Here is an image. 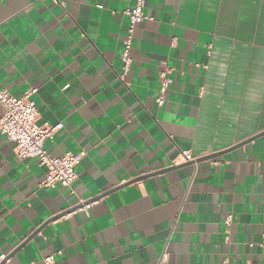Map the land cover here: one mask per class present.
<instances>
[{"label":"crops","instance_id":"obj_1","mask_svg":"<svg viewBox=\"0 0 264 264\" xmlns=\"http://www.w3.org/2000/svg\"><path fill=\"white\" fill-rule=\"evenodd\" d=\"M133 3L0 0V88L35 89L37 124L59 126L45 150L81 155L74 195L43 188L45 169L0 134L7 264L261 260L264 135L233 147L264 132V0H144L120 81Z\"/></svg>","mask_w":264,"mask_h":264},{"label":"built area","instance_id":"obj_2","mask_svg":"<svg viewBox=\"0 0 264 264\" xmlns=\"http://www.w3.org/2000/svg\"><path fill=\"white\" fill-rule=\"evenodd\" d=\"M123 14L128 19V29L126 37L123 41V49L120 54L121 71L117 75L120 81L128 73L132 59L131 48L133 34L137 24L144 20H150L144 14V0H134L132 6L126 8ZM161 85L159 95L155 100L157 106H161L164 102L165 93L170 85L164 74L161 75ZM36 93L32 89L25 93L22 97L16 98L9 94L6 90L0 88V108L2 114L0 116V134L15 144L14 156L22 162L26 159H35L39 167L45 169V177L40 183L43 188L64 187L74 195L73 183L76 180L75 166L78 164L80 156L66 153L60 157L51 156L44 148L46 141L52 140L54 133L59 126L51 127L48 125H38V110L32 96ZM181 162H195L189 151H182L178 157ZM79 210L88 207L87 203L80 200L78 202ZM261 251V260L257 264H264V232L261 235L259 243ZM61 253L50 254L43 259L44 264H58L56 257ZM0 264H7L6 256L0 257ZM250 264V263H245Z\"/></svg>","mask_w":264,"mask_h":264},{"label":"water","instance_id":"obj_3","mask_svg":"<svg viewBox=\"0 0 264 264\" xmlns=\"http://www.w3.org/2000/svg\"><path fill=\"white\" fill-rule=\"evenodd\" d=\"M262 135H264V132H263V133H260V134H258V135H255L254 137H252V138H250V139H247L246 141H244V142H242V143H240V144L234 146L233 148H237V147L243 146V145H245L246 143L250 142L251 140H253V139H255V138H258V137H260V136H262ZM219 155H221V153L212 154V155H209V156H207V157H204V158L198 159V160H196L195 162H186L185 164H194V163L199 162V161L210 160V159L215 158V157H217V156H219ZM148 176H151V175H148ZM148 176H145V177H142V178H146V177H148ZM38 230H39V229H37V230H36V231H35V232L29 237V239L32 238L33 236H35V235L37 234Z\"/></svg>","mask_w":264,"mask_h":264}]
</instances>
